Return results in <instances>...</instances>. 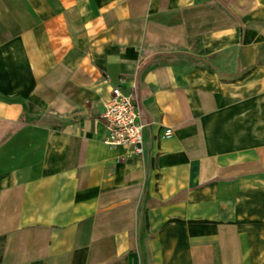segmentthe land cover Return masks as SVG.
<instances>
[{
    "label": "crops",
    "instance_id": "1",
    "mask_svg": "<svg viewBox=\"0 0 264 264\" xmlns=\"http://www.w3.org/2000/svg\"><path fill=\"white\" fill-rule=\"evenodd\" d=\"M0 264H264V0H0Z\"/></svg>",
    "mask_w": 264,
    "mask_h": 264
},
{
    "label": "built area",
    "instance_id": "2",
    "mask_svg": "<svg viewBox=\"0 0 264 264\" xmlns=\"http://www.w3.org/2000/svg\"><path fill=\"white\" fill-rule=\"evenodd\" d=\"M110 100L104 105L101 119L105 123L107 137L104 144L111 149L122 147L128 155L143 157L144 128L139 113V105L134 94H126L121 87H113ZM170 137L173 132L166 131Z\"/></svg>",
    "mask_w": 264,
    "mask_h": 264
}]
</instances>
